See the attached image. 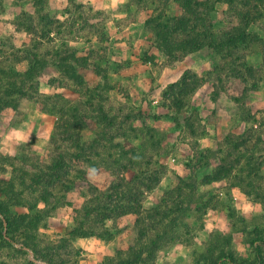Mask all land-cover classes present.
<instances>
[{"label": "rangeland", "instance_id": "374dc122", "mask_svg": "<svg viewBox=\"0 0 264 264\" xmlns=\"http://www.w3.org/2000/svg\"><path fill=\"white\" fill-rule=\"evenodd\" d=\"M202 2L191 15L180 0H0V67L25 71L28 51L49 60L36 82L26 85L27 95L17 96V109L0 111V179L11 176L7 166L15 155L26 156L29 168L45 167L68 152V143L59 141V133L69 128L68 111L74 106L86 116L83 140H97L88 153L95 162L81 164L96 177L81 178L80 165L72 163L67 177L77 188L65 196L60 186L53 188L56 201L63 203V196L65 201L46 213L49 227L36 231L41 256L63 244V251L55 250L57 264H115L127 258L130 244L145 226L147 239H157L158 249L143 264H203L201 258L210 244L225 235L232 236L239 261H253L260 254L264 264V166L241 165L249 177L205 182L215 169L228 167L218 163V157L230 156L233 161L241 155L253 160L258 151L264 152V28L252 26L255 38L233 49L214 67L213 55L207 50L177 52L172 57L162 54L154 45L152 23L148 22L186 15L191 25L212 36L237 23L236 13L249 10L245 3L252 6L246 0L232 4L207 0V4L213 2V9ZM61 57H68L69 64L86 76L87 85L75 83L59 68ZM93 64L97 69L88 75ZM244 64L253 68L254 75H247L243 98V91L231 89L234 79L230 77L239 70L245 74ZM193 74L198 75L200 85L183 97L184 106L177 111L169 106L178 91L173 85L184 77L190 82ZM39 104L49 108L46 116ZM19 125L23 137L14 132ZM48 134H55L54 143ZM227 140L239 141L243 148L232 150ZM126 154L133 165L125 166L132 170L121 169ZM255 174L263 178L252 180ZM166 176L173 193L163 201L162 185L154 192L148 187L155 186L153 178L161 181ZM236 180L250 194L257 193L255 201L248 194L241 201L235 199L231 187ZM95 183L103 188L92 190ZM18 184L19 188L30 186L27 181ZM111 185H116L114 194ZM136 189L140 191L134 193ZM21 192L31 202L38 199L30 190ZM177 194L192 201L180 205L182 212L169 211ZM83 195L95 205L107 203L113 195L116 212H127L128 222L135 223L138 217L149 220L139 219L142 227L121 232L109 243L93 238L90 249L60 244L74 206L85 200ZM66 200L74 206H64ZM39 208L45 209L43 205ZM13 212H26V208L15 207ZM108 212L100 208L84 220L98 225ZM23 250L17 244L5 246L0 250V264H47L36 261L28 250L22 254Z\"/></svg>", "mask_w": 264, "mask_h": 264}, {"label": "trees", "instance_id": "16d2710c", "mask_svg": "<svg viewBox=\"0 0 264 264\" xmlns=\"http://www.w3.org/2000/svg\"><path fill=\"white\" fill-rule=\"evenodd\" d=\"M180 1L182 2V7L185 9L186 13L191 15H195L197 13V6L199 7L203 3L202 0ZM225 1L229 4H232L235 1L240 3L243 0ZM246 1H248L252 6L245 3V7H249V10L236 13L237 23L232 24L231 27L212 36H207L206 34L202 33L197 25H191V21L186 15L173 18H151L148 22L152 23L153 32L155 35L154 45L162 54L169 57L174 56L177 52L194 53L207 50L213 55L212 59L214 61V67H217L219 65V61L226 60L227 57L230 56V53L233 49L244 46L250 40L255 38L251 30L252 26L264 28V0ZM205 3L207 4V0H205ZM208 4L210 5L211 3L209 2ZM211 5L212 6L210 8L214 9L213 2ZM69 57L75 58L74 55ZM26 59L28 60V68L23 72L17 70L16 67H12L10 69L0 67V111H3L9 107L16 110L18 107V100L16 99L17 96L25 97L27 95L26 85L29 83H35L36 78L39 77L41 72L44 71L49 64V60L45 56H39L36 53L30 51H28ZM75 59L77 60L79 58ZM59 61V68L62 71L68 73L75 83H85V85H87L86 76L82 73H79L76 70V66L69 64L68 57H61ZM244 68L247 70L245 72L246 75L244 72L239 70L237 74L230 77L234 79V81L230 83L231 89L234 91H243V98L246 97L243 84L246 85L248 83L247 75H254V71L251 66L244 64ZM93 69H97L95 64L90 65L88 75L93 72ZM198 79V75L193 74L192 80H190V82L185 77L177 81L173 87L178 88V91L176 95H172V99L170 100L171 104L169 106L175 107L177 111L182 109L184 106L183 97L189 95L192 91L195 92L196 88H198L200 85ZM39 108L44 112H49V108L45 104H39ZM68 114L71 119L69 128L66 131L59 133L61 134L59 141L68 143V152L59 154L50 164L45 167H40L39 165H34V167L27 166L29 168H26L28 161L26 156L15 155L12 158V163H10V165L13 167L12 176L9 179H0V193L3 195V198L0 199V250L7 245L17 244V238H22L24 244L28 246H30L29 242L31 244L35 243L36 231L39 225L45 222L47 217L46 213H48L49 210L55 209L61 205L60 201H56L57 195L55 194L53 188L60 181H63L65 189L70 190L73 188V186H75L72 184V180L67 177L72 163H77L80 165L79 167L82 171L81 178L85 179L88 169L83 168L81 164L88 163L91 165V163L95 162L92 158H90L91 156H89L88 153H90V151L91 153L93 152V144L97 140L87 142L83 140L82 137L83 130H85L88 126L85 114L81 112L78 106H74L72 109H70ZM59 128H61L60 125ZM55 134L52 135V143L55 141ZM259 138L263 140L262 136ZM117 145L120 146L119 142ZM58 146L61 147L62 144L59 143ZM226 146H232V150L241 149V147L243 148L241 142H233L232 140H227ZM67 157L70 158L69 163L68 160H66ZM228 157L230 156H221L217 158L218 163L228 165V167L222 166L220 171L217 172L216 169L212 171V173L206 178L205 182L207 184L227 179L239 180L243 175L249 177L247 174H243L244 171L241 165L246 166L247 168H253L255 166L259 169L264 166L263 151H258L253 160H249L248 158L246 159V157L243 158L241 155H239V157L235 160L233 159V161L229 160L230 158ZM125 158V162H122L124 164H121V169L132 170V168H127L125 166L127 164L132 166V161L129 159L127 154L125 155ZM115 159L118 160V157ZM233 163H236V165H239V167H232ZM149 178L150 177H147V179ZM262 178L263 177L261 175L255 174L252 177V180L258 179L260 181ZM152 180H155V186L152 188L148 187L149 190L157 187L160 182L157 177L153 178ZM238 180H236L237 182L233 183L242 187L249 196L256 200L257 193L250 194V191L247 190V187L243 186V182ZM24 181H27V184L29 183L28 185L30 186L27 187L24 185V187L19 188L18 183H24ZM2 182L3 184H1ZM116 185L110 186V188L114 190L112 194L115 193ZM142 187L145 188V183L142 184ZM23 189L26 191L30 190L31 194L32 192L34 194H38V199L34 198V201L32 200L33 202L29 201V197L25 195V192H21ZM97 189L99 188L92 186V190ZM139 189H136L134 193L139 192ZM172 191V189L167 191L162 200L165 201L170 193H173ZM112 196L113 195H111V198L105 204L98 202L95 205L93 202H90L86 203L83 208L76 209L74 211L76 223L68 230L70 237L76 238L97 236L109 241L123 229H130L132 231L133 228L142 227L144 224L140 226L141 221L139 219H141L143 222L145 219L149 220L147 217H138L135 223L128 222L129 219L126 216L127 212H116L117 202L113 200ZM176 196L177 197L173 199V206H171L169 211L172 210L173 212H182V210H179L180 205L189 204L192 200L191 198H186L187 196L179 197L178 194ZM135 197L137 198V195ZM39 201H43L46 204L45 209L38 207ZM19 206L28 207L29 212L14 213L13 208ZM100 208H106L109 210V212L102 216V220L98 225L84 220L85 217H89L98 212ZM134 209H136V207ZM149 218L153 219L156 217L153 216L152 218L151 215ZM144 227L145 226L142 227V231L138 230V238L136 237L137 241L135 240V243L133 242L130 244L128 250L130 252L127 253V258H125L123 261H117L115 264H143V262L155 254L158 249L157 239L151 241L148 240L147 235L149 232L147 231V233ZM262 240L264 241L263 236ZM259 241L261 240H254L256 243H259ZM39 251L40 250L38 248H35V252L38 257H43L44 260L51 264H57V260H55V252L50 251L45 253L44 256H41ZM237 257L238 256L233 250L232 236L225 235L219 237L210 244L208 252L202 256L201 260L204 261L203 264H262V258L260 254H257V258L253 259V261H239ZM108 259L112 260L114 258Z\"/></svg>", "mask_w": 264, "mask_h": 264}, {"label": "crops", "instance_id": "0c3cea01", "mask_svg": "<svg viewBox=\"0 0 264 264\" xmlns=\"http://www.w3.org/2000/svg\"><path fill=\"white\" fill-rule=\"evenodd\" d=\"M117 1V0H116ZM13 110V109H12ZM13 111H15V110H13ZM40 111L42 112L41 114L42 115H47L46 113L47 112H44V111H42V109H40ZM263 113H264V111H263ZM255 124V126L256 127H258L259 125L258 124H260V126H261V122L259 123V122H255L254 123ZM54 126H52V127H50V132L52 131V130H54V127H55V123L53 124ZM41 128H43V127H41ZM49 129V128H48ZM87 129V128H86ZM14 132L16 133V135H17V137H23V135H25V134H23V127L22 126H16V128H14ZM22 135V136H21ZM48 137H50V139H51V137H52V134L50 135V134H48ZM19 142V141H18ZM19 143H22V142H19ZM7 167H9L11 170H10V172H11V176H12V174H13V167H12V165H8ZM7 172L9 171V169L8 170H6ZM100 172V171H99ZM93 173H94V171H90V170H88V172H87V174L85 175V179H92V178H95L96 176L95 175H93ZM106 173L110 176V175H112L111 173H109L108 171H106ZM10 176V177H11ZM233 176V175H232ZM9 177V178H10ZM113 177V176H112ZM167 179H168V176H166V177H163L162 178V180L160 181V183H159V185L157 186V187H155L154 188V190L152 191V192H154L155 190H157V189H159V187H161V185H162V198L165 196V194H166V192L167 191H169V190H171V189H173V186H170V185H168L167 183ZM110 182H113V180L112 181H110ZM222 182V181H221ZM111 184V183H110ZM91 185H93V186H96V187H98V188H103V187H101L98 183H95V184H91ZM56 186H60L61 188V191L64 193V196H65V194H68V193H70V192H72L73 190H75L77 187H76V185L75 186H73V188L72 189H70V190H68V189H65V187H64V185H63V181H60V182H58L57 184H56ZM89 188H90V185H89ZM231 189H232V192H234V195H235V199H240V201L242 200V198H243V195H247V193L244 191V189L242 188V187H240V186H238V185H235V184H232V187H231ZM88 191H89V189H88ZM0 195H2V193H0ZM64 196H63V200L65 201V198H64ZM91 197V196H90ZM3 198V195H2V197L0 198V199H2ZM83 199H85L84 200V202L82 203V204H80L79 206H74V205H72L71 204V202H69V201H67L66 200V202H65V205L64 206H74V209H73V214H72V220H71V222L70 223H68V224H66V229H70L76 222H75V218H74V211L76 210V209H80V208H83L85 205H86V203L88 202V196L85 198V195H83V197H82ZM251 199L252 200H254V198L253 197H251ZM64 201H62L63 203H61V204H64ZM255 201V200H254ZM245 204V203H244ZM39 205H43V207H45L46 206V204L43 202V201H39L38 202V207H39ZM26 208V212H29V209H28V207H25ZM108 223H109V221H108ZM110 223H111V220H110ZM49 227V225H46L45 224V222L43 223V224H40L39 225V227H38V230H41V229H43V228H48ZM68 230H67V232H65L64 233V235L65 236H62L61 238H60V240L58 241V243H60V244H62L63 242H68V245L69 244H74V245H76V244H78V245H80V246H82L83 245V249H90V247L88 246V244L90 243V242H92L93 240V238H99V239H101L100 237H97V236H91V237H76V238H72V237H70V235H69V233H68ZM127 230H130V229H123L122 231H120L113 239H111V240H109L107 243H109V242H111V241H113L117 236L118 237H120V235H121V232H124V231H127ZM65 237V238H64ZM117 237V238H118ZM85 244H86V246H85ZM17 245H19V246H21V247H23L25 250H23L22 251V254H26L27 252H25L26 250H28V251H30V252H32V253H34L35 254V260L37 261H41L42 263H47V264H51V263H49L48 261H46V260H44V258L43 257H38L37 255H36V253H35V248H38V245H39V241L36 239L35 240V243H30L29 242V245L31 246H28V245H25L24 244V242H23V239L22 238H17ZM79 246V247H80ZM63 248H64V246H63V244L61 245V246H59V244H57V247H56V249H54V252L57 254V252L56 251H63ZM56 250V251H55ZM50 251H52L51 249L49 250V252ZM28 254V253H27ZM1 256V255H0ZM57 260H58V258H56Z\"/></svg>", "mask_w": 264, "mask_h": 264}]
</instances>
